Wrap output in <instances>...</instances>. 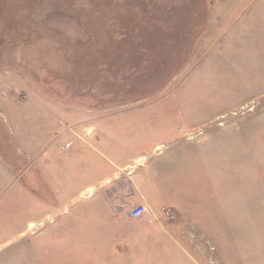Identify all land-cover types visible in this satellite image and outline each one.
Wrapping results in <instances>:
<instances>
[{
	"label": "rangeland",
	"instance_id": "obj_1",
	"mask_svg": "<svg viewBox=\"0 0 264 264\" xmlns=\"http://www.w3.org/2000/svg\"><path fill=\"white\" fill-rule=\"evenodd\" d=\"M94 125L98 198L35 166ZM0 226V264H264V0H0Z\"/></svg>",
	"mask_w": 264,
	"mask_h": 264
},
{
	"label": "crops",
	"instance_id": "obj_2",
	"mask_svg": "<svg viewBox=\"0 0 264 264\" xmlns=\"http://www.w3.org/2000/svg\"><path fill=\"white\" fill-rule=\"evenodd\" d=\"M53 118V117H52ZM57 120V119H56ZM95 127H93V143L88 144V140L85 139L86 138H90L89 137V131L86 132V134H84V136L82 135V137H78L75 139H70L69 140V147H67L68 149L65 150L66 152H60L59 150L56 151V153L53 155L52 158H48L46 155H48L49 151H52V146L53 143L52 142V137H48L50 133H45L44 138H43V143L46 144L48 143V148L43 152L42 157L36 159L35 162V166L38 167L39 164H41V162L44 164L45 163V172H48V169H55V166L52 165L53 162H57V163H61L62 167H63V171L64 169H67L68 172L70 171V169H73L72 166L75 162L79 163L81 162L84 167H83V171L85 173L84 176H94L95 179L92 183H94L93 185L91 184H86L85 187L88 188L90 185L89 190L93 189L94 192V197L98 198L99 194H101V184H97V179L98 178H107V184H112V185H117L116 181H117V176L115 175V170H125L127 168V162L132 161L133 157H129V156H122L120 158V165H113L112 160L116 157L115 154H113V152H111V147L113 146H120V145H124L125 142H127V136L126 135H114V136H107L104 135L105 139H102L100 141H98V143H100V145L97 143V128L96 125H94ZM82 128V127H80ZM83 129V128H82ZM84 131H86L85 129H83ZM112 131V130H110ZM115 131V130H114ZM81 132V130H80ZM107 132V131H106ZM113 132V131H112ZM85 133V132H84ZM88 133V134H87ZM49 140V141H48ZM91 147V148H90ZM39 149V148H38ZM100 149V151H99ZM53 153V152H52ZM57 157L55 160L54 158ZM43 167V166H42ZM6 168V167H5ZM12 168H8L7 171H11ZM66 170V171H67ZM6 171V172H7ZM170 171V176L173 174V168H169ZM129 176L135 174V172H128ZM74 175V172H73ZM80 175L79 173H76V177ZM70 177V176H67ZM112 178V179H111ZM133 177L131 178V185L133 186L134 183ZM116 183V184H115ZM144 183V182H143ZM129 184V183H128ZM171 184V183H170ZM143 185H146V187H142L141 189H138V192H134V190L132 191L133 194H136V196H133L134 198L141 200H144V195L145 193H148L151 187V183H150V179L147 178L145 180V183ZM171 186V185H170ZM133 189V188H132ZM166 190L168 191L167 187ZM172 190V187H171ZM117 192H119V190L116 189ZM153 191H155V186L153 188ZM159 191V189H158ZM157 192V191H156ZM132 194V195H133ZM46 210H49V212H46L45 214H49L51 209H48V205H46ZM47 216V215H46ZM32 224V223H31Z\"/></svg>",
	"mask_w": 264,
	"mask_h": 264
},
{
	"label": "built area",
	"instance_id": "obj_3",
	"mask_svg": "<svg viewBox=\"0 0 264 264\" xmlns=\"http://www.w3.org/2000/svg\"><path fill=\"white\" fill-rule=\"evenodd\" d=\"M145 213V209L142 206L136 207L132 212H131V217L133 219H138L142 217Z\"/></svg>",
	"mask_w": 264,
	"mask_h": 264
},
{
	"label": "bare ground",
	"instance_id": "obj_4",
	"mask_svg": "<svg viewBox=\"0 0 264 264\" xmlns=\"http://www.w3.org/2000/svg\"><path fill=\"white\" fill-rule=\"evenodd\" d=\"M212 103V102H211ZM32 226V224L31 223H29V225H28V227H31ZM2 228V226H0V229Z\"/></svg>",
	"mask_w": 264,
	"mask_h": 264
}]
</instances>
